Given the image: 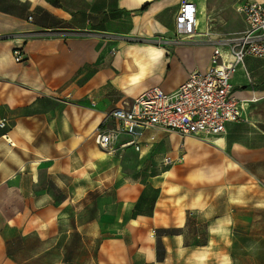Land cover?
<instances>
[{"label": "crops", "instance_id": "1", "mask_svg": "<svg viewBox=\"0 0 264 264\" xmlns=\"http://www.w3.org/2000/svg\"><path fill=\"white\" fill-rule=\"evenodd\" d=\"M191 1L200 35L241 31L237 7L264 4ZM181 2L0 0V264H20V241H60L73 196L119 179L133 191L130 215L100 239L96 264H239V228L264 222L263 57L235 65L231 95L243 118L222 134L149 129L138 151L120 147L121 134L111 151L94 140L111 130L115 107L209 69L212 48L200 36L172 41ZM165 156L172 162L151 172ZM199 219L202 239L192 231Z\"/></svg>", "mask_w": 264, "mask_h": 264}, {"label": "built area", "instance_id": "2", "mask_svg": "<svg viewBox=\"0 0 264 264\" xmlns=\"http://www.w3.org/2000/svg\"><path fill=\"white\" fill-rule=\"evenodd\" d=\"M180 4L175 15L176 39L172 41L200 36L197 42L202 39L212 48L209 69L190 72L171 92L154 86L131 102L112 109L108 114L113 121L111 130L94 133L99 147L111 151L116 135L121 134L126 139H118L119 146H133L138 151L141 138L149 129L176 132L182 137L216 136L224 133L227 122L243 118V103L231 95V74L235 65L246 57L264 58V4L246 1L239 5L237 12L243 17L244 28L229 36L214 38L206 32L197 33L195 4L191 0H182ZM155 41L171 40L158 38ZM12 57L20 62L21 50L13 49ZM5 124L4 119L0 120V127ZM171 162L170 157L163 158L164 164Z\"/></svg>", "mask_w": 264, "mask_h": 264}, {"label": "rangeland", "instance_id": "3", "mask_svg": "<svg viewBox=\"0 0 264 264\" xmlns=\"http://www.w3.org/2000/svg\"><path fill=\"white\" fill-rule=\"evenodd\" d=\"M233 23V26L237 27L239 19L236 18ZM236 32L210 34V37L229 36ZM165 166L167 165L162 161L153 160L151 172L155 173ZM131 193L133 194V191L126 185L125 180L119 179L101 187H90L86 195L73 196L69 205L71 211H67L68 221L58 237L60 241H20L14 250L19 252L18 261L20 264H96L95 255L100 239L115 234L117 227L130 215L129 204L133 199ZM63 197L57 196V201ZM192 231L202 239L205 234L204 222L197 220V225ZM237 233L242 235V240L237 243L239 249L235 252L237 262L264 264V222L240 227ZM191 236L193 237L190 235V238Z\"/></svg>", "mask_w": 264, "mask_h": 264}, {"label": "trees", "instance_id": "4", "mask_svg": "<svg viewBox=\"0 0 264 264\" xmlns=\"http://www.w3.org/2000/svg\"><path fill=\"white\" fill-rule=\"evenodd\" d=\"M145 7H146V6H143V7L140 9V11H143V10L145 9Z\"/></svg>", "mask_w": 264, "mask_h": 264}, {"label": "bare ground", "instance_id": "5", "mask_svg": "<svg viewBox=\"0 0 264 264\" xmlns=\"http://www.w3.org/2000/svg\"><path fill=\"white\" fill-rule=\"evenodd\" d=\"M103 150V149H102Z\"/></svg>", "mask_w": 264, "mask_h": 264}]
</instances>
